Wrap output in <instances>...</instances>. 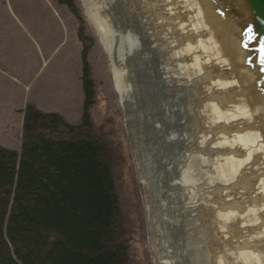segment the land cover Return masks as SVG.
Returning <instances> with one entry per match:
<instances>
[{
    "label": "bare ground",
    "instance_id": "bare-ground-1",
    "mask_svg": "<svg viewBox=\"0 0 264 264\" xmlns=\"http://www.w3.org/2000/svg\"><path fill=\"white\" fill-rule=\"evenodd\" d=\"M83 3L112 67L134 155L138 154V144L144 171L153 170L159 177L160 201L167 202L166 189L171 192L174 208L180 209L176 219L184 223L188 220L191 238L202 240L200 245L209 254L208 264H264V150L254 132L246 129V104L252 111L253 108L250 100L244 99V104L237 92L239 80L246 82L245 75L240 70L233 71V75L230 61L234 51L207 4L202 0ZM199 5L205 12L200 13ZM228 66L230 74L224 68ZM145 68L160 81V86L150 91L152 97L147 102L143 96ZM197 80L205 87L193 85ZM166 91L176 92L184 102L183 110L172 104L166 108L167 103L159 96ZM209 96L213 97L212 104L207 102ZM219 97L227 99L221 107L214 103ZM176 117H180L179 121ZM207 125L212 130L210 134ZM195 161L203 163L208 178L202 174V180L193 183L195 172L189 163ZM139 165L136 164L138 177L146 195L150 182L147 184ZM191 184L196 188L194 192ZM223 185L239 189L240 193L231 195L239 202L230 203L228 192L220 194ZM257 201L259 211L251 215ZM149 243L156 263L170 264L159 253L160 244L154 247L155 236H150Z\"/></svg>",
    "mask_w": 264,
    "mask_h": 264
},
{
    "label": "trees",
    "instance_id": "trees-1",
    "mask_svg": "<svg viewBox=\"0 0 264 264\" xmlns=\"http://www.w3.org/2000/svg\"><path fill=\"white\" fill-rule=\"evenodd\" d=\"M55 1L78 22L82 118L74 126L26 106L19 151L0 146V264H151L137 258V225L121 207V146L91 114L93 40L74 0Z\"/></svg>",
    "mask_w": 264,
    "mask_h": 264
},
{
    "label": "rangeland",
    "instance_id": "rangeland-1",
    "mask_svg": "<svg viewBox=\"0 0 264 264\" xmlns=\"http://www.w3.org/2000/svg\"><path fill=\"white\" fill-rule=\"evenodd\" d=\"M74 3L84 19L86 35L93 40L88 55L95 84V105L91 114L97 126L112 129L121 146L120 165L115 170L116 185L122 210L130 226L132 223L137 225L133 246L135 254L143 263H147L148 254L151 264H157L151 248L153 245L149 243L150 236H155L154 247L163 243L158 246V250L162 257L165 256L166 263L191 264L189 259L192 254L187 248L184 226L174 224L176 219H173L172 211L169 213L172 206L166 201H160L158 175L155 176L153 170L144 171L141 146L138 144V154L135 152L134 155L124 112L113 82L112 67L86 16L83 0H74ZM77 29L75 15L55 0H0L1 147L19 151L22 116L26 106H33L44 113L57 114L70 125L76 126L81 122V44ZM136 164H140L144 177L148 179L147 184L151 183V186L148 184L146 195L140 185ZM152 198H157V201ZM149 229H152L154 235L149 233ZM157 229H160V234Z\"/></svg>",
    "mask_w": 264,
    "mask_h": 264
},
{
    "label": "water",
    "instance_id": "water-1",
    "mask_svg": "<svg viewBox=\"0 0 264 264\" xmlns=\"http://www.w3.org/2000/svg\"><path fill=\"white\" fill-rule=\"evenodd\" d=\"M199 1V0H197ZM201 1V0H200ZM204 1L208 8L211 16L216 21L217 25L223 30L224 35L227 37L229 43L232 46L234 51V58L231 59L230 65L234 68L232 70L236 72V70L242 71L245 75L243 79L239 80V84H241L237 88L238 96H241V100L246 99L250 100V105L253 108L251 110L250 106L248 108V104H246L247 108V118L248 121L246 124L247 131H252L257 136V142L259 146L264 150V0H202ZM163 0H161V4ZM200 13L205 12V8H202L200 5L198 7ZM203 18V17H202ZM205 22V19H204ZM207 22V21H206ZM205 22V23H206ZM208 28H209V24ZM220 51L224 54L221 45L218 43ZM224 57L227 58L224 54ZM228 60V58H227ZM228 64V63H227ZM226 71L230 74V67H224ZM144 82L143 87L146 89L145 94L143 95L146 98V102L151 100L152 94L150 91L154 88L155 85L160 86V81L156 78L153 79V75L151 74L150 69H144ZM227 72V74H228ZM211 73V72H210ZM209 73V74H210ZM228 74V76H229ZM233 75L236 74L233 72ZM238 80V79H236ZM199 80H197L193 85L200 86L199 88H204L206 84H201ZM198 89V87H197ZM199 93L200 91H196ZM166 91L165 94L159 95L160 99L165 101V105L167 103V107L172 104V106L179 108L180 110L184 109V102L182 99L176 96V92ZM248 93V94H247ZM243 94L245 97H243ZM239 97L238 100H239ZM213 98V97H212ZM212 98L207 97V102L212 104ZM227 99H223L219 97V99L215 100L214 103L218 106H222V101ZM170 104V105H169ZM245 104V100H244ZM254 112H256L254 114ZM254 117H253V114ZM179 121L180 117H176ZM179 118V119H178ZM184 122L185 120L182 119ZM182 123V121H181ZM188 125V123H186ZM185 125V126H186ZM175 127L180 128L177 124H174ZM208 125L206 126L208 134L212 132L209 129ZM177 136V135H176ZM180 138V135L177 136ZM181 139V138H180ZM218 149V148H215ZM180 153V148H179ZM218 154H214L212 156H217ZM181 157V155H180ZM189 164H193V169L195 172V176L193 179V183L202 180V174L208 178V175L204 173L202 168L203 163L201 161H195ZM167 180V178H166ZM192 185V184H191ZM232 186H225L220 194L225 195L228 192L230 195V203L235 201L239 202L237 198H233L231 195H235L240 193L239 189H232ZM193 192L196 188L192 185ZM255 188V186L251 187ZM170 193L166 189L167 202L172 206V210H169V213L172 211L173 219H176V214L180 212V209L174 208V203H172L170 199ZM229 203V204H230ZM260 201H257L251 210L250 214L256 213L259 211ZM174 209V212H173ZM232 210V209H231ZM230 210V211H231ZM176 225H183L185 229V237L188 251L191 252L192 258L189 259L191 264H208L209 254L206 253V248L203 245H200V240H193L190 236V223L187 221L182 222L178 218L176 219ZM197 231H199V227L197 226ZM197 236V234L195 235Z\"/></svg>",
    "mask_w": 264,
    "mask_h": 264
}]
</instances>
